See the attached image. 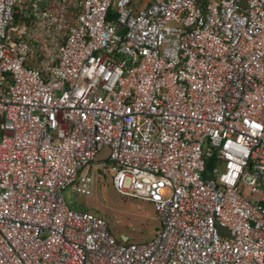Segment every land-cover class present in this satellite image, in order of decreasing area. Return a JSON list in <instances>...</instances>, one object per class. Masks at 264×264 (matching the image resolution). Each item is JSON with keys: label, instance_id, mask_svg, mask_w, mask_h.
<instances>
[{"label": "built area", "instance_id": "1", "mask_svg": "<svg viewBox=\"0 0 264 264\" xmlns=\"http://www.w3.org/2000/svg\"><path fill=\"white\" fill-rule=\"evenodd\" d=\"M103 149L152 238L65 203ZM0 264H264V0H0Z\"/></svg>", "mask_w": 264, "mask_h": 264}, {"label": "rangeland", "instance_id": "2", "mask_svg": "<svg viewBox=\"0 0 264 264\" xmlns=\"http://www.w3.org/2000/svg\"><path fill=\"white\" fill-rule=\"evenodd\" d=\"M107 151L103 149L94 158L90 165L92 175V190L90 195H71L66 188L62 196L69 207L80 206L103 219L107 224L108 232L113 238H126V243L146 241L158 228V218L152 206L143 201L118 196L111 184V175L108 169L95 170V164L105 160Z\"/></svg>", "mask_w": 264, "mask_h": 264}, {"label": "trees", "instance_id": "3", "mask_svg": "<svg viewBox=\"0 0 264 264\" xmlns=\"http://www.w3.org/2000/svg\"><path fill=\"white\" fill-rule=\"evenodd\" d=\"M206 150H204V165H205V169L206 171L209 170L210 168H212L213 166H216V158H215V154L213 151H210L209 155H206ZM69 207V206H68ZM70 209H74L77 211H84V209H82L80 206H76V207H69ZM87 212V211H85ZM155 212V211H154ZM156 214V213H155ZM94 215V214H93ZM157 215V214H156ZM96 216V215H95ZM158 218V217H157ZM158 226H159V220H158ZM119 243H123L120 239L116 240ZM127 241H125L124 243H126Z\"/></svg>", "mask_w": 264, "mask_h": 264}, {"label": "water", "instance_id": "4", "mask_svg": "<svg viewBox=\"0 0 264 264\" xmlns=\"http://www.w3.org/2000/svg\"><path fill=\"white\" fill-rule=\"evenodd\" d=\"M155 231H157V229H156ZM120 238H121V241H122V242H125V241H126V238H125V237H122V236H121Z\"/></svg>", "mask_w": 264, "mask_h": 264}]
</instances>
